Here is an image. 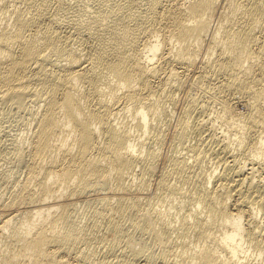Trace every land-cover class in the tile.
Here are the masks:
<instances>
[{
    "label": "bare ground",
    "instance_id": "1",
    "mask_svg": "<svg viewBox=\"0 0 264 264\" xmlns=\"http://www.w3.org/2000/svg\"><path fill=\"white\" fill-rule=\"evenodd\" d=\"M219 1L0 0V103L33 123L10 145L26 176L1 200L0 264H264V0ZM192 71L248 156L188 94L158 170Z\"/></svg>",
    "mask_w": 264,
    "mask_h": 264
},
{
    "label": "rangeland",
    "instance_id": "2",
    "mask_svg": "<svg viewBox=\"0 0 264 264\" xmlns=\"http://www.w3.org/2000/svg\"><path fill=\"white\" fill-rule=\"evenodd\" d=\"M166 2H165V4H171L173 1H178V0H170L169 2H168V0H165ZM182 1V0H181ZM223 0H220L219 1V7H218V10L222 7V5H223V2H222ZM217 10V15H215V17H214V23L215 22H217V19H219V11H221L222 10V8L218 11ZM218 18H217V17ZM216 18V19H215ZM196 70H199V67L198 68H196L195 69V71ZM196 72H189L187 75H186V79H188L187 81H186V88H185V90H179V91H177L176 92V97H177V104H176V106H172V109H171V106L169 105H167V107H168V110H169V112H170V110H171V114H170V117H169V121H168V123H166L165 124V121H164V118L162 117V119L160 120L161 122L159 123V122H157V119H155V121L157 122V124H161V129H162V131L164 132V131H166L165 132V139H164V141H163V143L161 144V152H160V156H159V160H158V170L160 169L159 168V166H161V164H162V162L163 161H160V160H162L163 159V157H164V155L165 154H168L170 151L169 150H171V152L175 149V148H177L176 146H177V144L173 141V139L171 138V135H172V129H173V126H175V124H176V121H177V119L179 118V116H181L182 114H183V103L185 102V99H186V96H188V94L190 95V94H196L197 95V97L198 98H200V99H198V100H200V102H204V103H202V104H207L208 105V107H207V105H206V109H208L209 108V105H210V108H209V111L208 110H206L205 112H202L201 114H200V116L201 117H205V118H207L208 120H209V125L212 123L211 121H213V124L215 123V125L213 126V124H212V128L213 129H211V131L213 132V134H214V136L216 137V136H218L217 138L218 139H220V137L222 136V138L224 137V135L225 136H227L228 135V141H230L229 142V149L231 150V152L232 153H236L237 151H238V149H236L235 148V140H233V137H235V135L231 132V133H229V131H228V124L227 123H224V120H220L221 118H219L217 115H218V113H219V105H216L217 103L216 102H214V100H213V98H214V92H213V90H212V93H211V90H209V91H206V90H204L203 88H201V87H192V84H193V82H192V77H193V75L195 74ZM190 74V76H188ZM154 80V82H157V78H154L153 79ZM156 80V81H155ZM191 82V83H190ZM191 85V86H190ZM189 88V89H188ZM195 88V90H196V92L193 90L192 91V89H194ZM201 89V90H200ZM202 89H203V91H202ZM188 90V91H187ZM181 91V92H180ZM188 93H187V92ZM192 93H191V92ZM204 91H205V93H204ZM199 93V94H198ZM208 93V94H207ZM181 94V95H180ZM187 94V95H186ZM211 94V95H210ZM178 95V96H177ZM200 95H204L203 97H201ZM206 95V96H205ZM184 98V99H183ZM206 98V99H205ZM212 99V101H211V99ZM205 99V100H204ZM182 100V101H181ZM206 101H208V102H206ZM183 102V103H182ZM212 103V104H211ZM32 104V103H31ZM215 104V105H214ZM2 106V107H1ZM32 108L33 107H35V105L34 104H32V105H30ZM181 106V107H180ZM218 106V108H214V107H217ZM173 107H174V109H173ZM212 107H213V111H212ZM170 108V109H169ZM34 109V108H33ZM182 109V110H181ZM216 109V110H215ZM180 110V111H179ZM217 110H218V112H217ZM173 111H175L174 112V117L172 116V113H173ZM177 111V112H176ZM207 111H208V113H207ZM216 111V112H215ZM26 112H27V115H29V116H27L26 115ZM211 114H210V113ZM214 112V113H213ZM11 115H10V114ZM16 113V114H15ZM14 113V111H10L9 109H8V107L6 106V105H4V104H2L1 105V103H0V164L2 163V166L0 165V167L1 168H4L2 171L0 170V189H1V191H0V204H1V200H2V198L4 199V198H6L8 195H9V190L11 191L13 188H14V186H15V182L17 181V180H20V181H22V180H24L25 178V176H26V173H25V169L23 168V166H17V165H15V163H13V162H15L13 159H12V156H11V154H9L10 153V149L11 148H13L14 146H16V145H21L22 143H21V141L22 140H26V142H25V140L24 141H22L25 145V147H27L28 148V146H29V141H30V138H31V132H32V127H33V123H31V120H30V117H31V115L28 113V111L27 110H25V112L24 111H21V112H18L20 115H18L17 114V112H15ZM181 113V114H180ZM15 114V115H14ZM23 114H24V116H23ZM179 114V115H178ZM206 114V115H205ZM216 114V115H215ZM13 115V116H12ZM177 117H176V116ZM209 115H210V117H209ZM172 116V117H171ZM207 116V117H206ZM28 117V118H27ZM120 117H122L121 115H120ZM215 117H217V118H215ZM22 118L24 119V120H26V122H24V120L22 121ZM21 119V120H20ZM175 121H174V120ZM218 119H219V121H218ZM164 122H163V121ZM215 120V121H214ZM154 121V119H152V122ZM174 121V122H173ZM223 121V123H221ZM26 124H24V123ZM170 122H171V124H170ZM211 122V123H210ZM219 122V123H218ZM28 123V124H27ZM154 123V122H153ZM173 123H174V125H173ZM217 123V124H216ZM220 123H221V125H220ZM23 124V125H22ZM162 124L164 125V126H162ZM219 124V125H218ZM225 125V126H222V125ZM227 124V125H226ZM30 125V126H29ZM32 125V126H31ZM218 127H220V128H218ZM29 128H28V127ZM165 126H167V128L165 127ZM170 126V127H169ZM172 126V127H171ZM222 126V127H221ZM227 126V127H226ZM24 129V130H26V131H24V130H22V128ZM26 127V128H25ZM31 127V128H30ZM224 127V128H223ZM165 128V129H164ZM171 128V129H170ZM8 130V132H7V130ZM22 130V132H23V134H22V136L21 135H19V133L21 132V130ZM29 129L31 130V131H29ZM216 129H217V131H216ZM223 131H222V130ZM227 130V133H226V130ZM11 130V131H10ZM27 130H28V132H27ZM4 131H6V133L4 132ZM12 131H15V132H12ZM16 131L18 132V133H16ZM20 131V132H19ZM220 131H221V133H220ZM9 132L11 133L10 135H9ZM21 132V133H22ZM25 132H26V135L27 136H25ZM30 132V135L28 134ZM137 132V130L136 131H134V133H136ZM218 132V133H217ZM20 133V134H21ZM217 133V134H216ZM223 133H225V134H223ZM227 134V135H226ZM232 134V135H231ZM16 135V136H15ZM17 135H18V137H17ZM220 135V136H219ZM229 135H230V137L231 138H229ZM19 136H20V138H19ZM30 138H29V137ZM168 136V137H167ZM170 136V137H169ZM6 137H7V139H6ZM15 137H16V139H15ZM27 139H26V138ZM11 140H10V139ZM22 138H24V139H22ZM144 138V137H143ZM4 139H5V141H4ZM22 139V140H21ZM29 139V140H28ZM224 139V138H223ZM10 140V142H7V141H9ZM19 140H20V142H19ZM226 140V139H225ZM3 141V142H2ZM18 142V144H17V142ZM170 141H172V142H170ZM193 141H194V139H193ZM192 141V138H190L189 139V142H193ZM232 141V142H231ZM2 142V143H1ZM4 142L6 143L5 145H4ZM16 142V143H15ZM167 142V143H166ZM8 143H10L9 145H7ZM28 144V145H27ZM170 144H171V146H170ZM172 144H173V146H172ZM231 144H232V148H231ZM4 145V146H3ZM10 145H12V147L10 148ZM14 145V146H13ZM23 145V144H22ZM209 145V144H208ZM175 146V147H174ZM5 147H7V149L5 148ZM3 148V149H2ZM5 148V149H4ZM171 148V149H170ZM234 148H235V151H234ZM4 151V152H3ZM5 151H7V152H5ZM9 151V152H8ZM243 151H245V153L243 152ZM168 152V153H167ZM170 152V153H171ZM239 153H238V155H236L237 156V158L239 159V160H243V157L245 158L246 157V155L248 156V153L246 152V150H241V152H240V150L238 151ZM6 153H8V155H9V157H8V155L6 154ZM208 152H206V155L208 156L210 153H208ZM241 153H243V154H241ZM1 154L3 155V156H1ZM142 155L144 154V152L143 153H141ZM5 155V156H4ZM205 155V158H206V162H207V165L210 167V168H212V166L214 167L215 166V168L217 169L218 168V166H220L221 167V164H217L216 163V165H215V163L213 162V158H212V156H211V154L207 157ZM242 155V156H241ZM3 157H5L6 158V161H5V158H3ZM3 158V159H2ZM242 158V159H241ZM7 159H9V161L7 160ZM11 159V160H10ZM208 159H210V161L208 160ZM212 159V160H211ZM6 162V163H5ZM7 162H10L9 164L7 163ZM13 163V164H12ZM209 163V164H208ZM214 163V164H213ZM8 164V165H7ZM11 164V165H10ZM212 165V166H211ZM7 166V167H6ZM15 166V167H14ZM8 167H11L10 169H8ZM12 167H13V169H12ZM220 167L218 168V171H219V169H220ZM6 168L8 169V170H6ZM18 168V169H17ZM16 169V170H15ZM215 169V170H216ZM261 168L260 167H257V170H260ZM15 170V172L13 173V171ZM18 170V171H17ZM21 170V171H20ZM23 170V171H22ZM5 171H6V173H5ZM9 171V172H8ZM217 170H216V172H218ZM4 172V173H3ZM12 172V173H11ZM18 172V173H17ZM22 172V173H21ZM139 171L137 170L136 171V173H138ZM11 173V174H10ZM9 174V175H8ZM14 176H13V175ZM24 175V177H23V175ZM7 175V176H6ZM10 175H12V176H10ZM20 176V178L19 177H17V176ZM3 177H4V179H3ZM9 177H10V179H13L14 180V182L12 181V180H10L9 179ZM12 177V178H11ZM17 177V179L15 180V178ZM149 179H147V180H149L148 182V184H147V188L144 190V193H143V196L145 197V198H147V199H152L153 201H155V200H159L158 198H162V195L164 196V195H167V194H164V192H160L159 191V189L157 188V175L155 174V175H152L151 176V178L150 177H148ZM9 179V180H8ZM135 179H139V177H137V174H136V177H135ZM174 178H171V182L172 181H174L173 180ZM155 180H156V182H155ZM9 181V183L10 184H8L7 182ZM2 182V183H1ZM3 182H5V184L3 183ZM154 182L156 183V184H154ZM1 184H3L2 185V187H1ZM6 184H7V186H6ZM13 184V185H12ZM151 185V186H150ZM3 186H5V188L3 187ZM149 186V187H148ZM7 187V188H6ZM12 187V188H11ZM10 188V189H9ZM149 188H150V190H149ZM155 188V189H154ZM7 189H9V190H7ZM4 190H5V193H4ZM154 190V191H153ZM6 191H7V193H6ZM3 192V193H2ZM145 192H147L148 193V197H147V193H145ZM160 193H161V196H160ZM3 194V195H2ZM5 194V195H4ZM150 194H151V196H150ZM154 194H156L155 196H154ZM159 194V195H158ZM95 196H97V193L96 192H90V193H83L82 195H78V196H76L74 199L77 201L76 202V211H77V213L78 214H82V212H83V214H82V216L81 215H79V220H81V221H83V222H81V223H89L90 222V220L86 217V216H88L87 214L85 215V213H84V209H85V206H83L85 203V201L84 200H86L85 198H88V197H95ZM157 196H160V197H157ZM154 197H156V199L154 198ZM171 197V196H170ZM169 196H168V198H170ZM164 198V197H163ZM165 198H166V196H165ZM79 200V201H78ZM160 201V200H159ZM232 200H230V202H231ZM79 202V204L81 203L82 204V207H81V204H80V207H79V205L77 204ZM173 202V203H172ZM172 202H170L172 205H169L168 207H170L169 208V210H167L166 212H167V214H168V216H167V218H170L171 217V215L172 216H174L175 215V211L176 210H178V204L176 205V201L175 200H173ZM165 203H167V202H165ZM175 203V204H174ZM232 203V202H231ZM78 205V206H77ZM1 207H0V213H2V211L3 210H5V209H3V206L2 205H0ZM171 206H172V208H171ZM24 206H22V205H20L19 206V208H23ZM83 207H84V209H83ZM174 207H175V209H174ZM78 208H80V209H78ZM80 210V212H78ZM83 210V211H82ZM175 210V211H174ZM182 210H184V209H182ZM174 214V215H173ZM83 215H84V217H83ZM85 217H86V220H85ZM163 217H164V214H163ZM175 217V216H174ZM245 217H246V219H245ZM244 217V220L246 221L248 218H249V216L248 215H246ZM81 218V219H80ZM84 218V219H83ZM83 219V220H82ZM88 219V220H87ZM217 233H219V230L217 231ZM1 244H0V246L2 247V242H0ZM151 241H150V239H148L146 242H145V246H147V247H149V246H151ZM94 245V244H93ZM92 245V246H93ZM93 247H95L96 248V245H94ZM92 247V248H93ZM98 252V255L100 254V251H97ZM63 254H65V253H63ZM67 255V254H66ZM65 255V257L67 258V262L68 263H66V264H79V262H80V264H88V262L87 261H81V260H79L74 254H68L67 256ZM73 255V256H72ZM97 255V254H96ZM262 256V255H261ZM76 257V258H75ZM264 256H262V257H260V262H264V258H263ZM263 258V259H262ZM70 259H71V261H70ZM75 259H77L78 260V262H77V260H75ZM258 259V261H259V258H257ZM76 262V263H75ZM85 262V263H84ZM158 263H160L159 261H158ZM90 264V263H89ZM94 264V263H93Z\"/></svg>",
    "mask_w": 264,
    "mask_h": 264
}]
</instances>
